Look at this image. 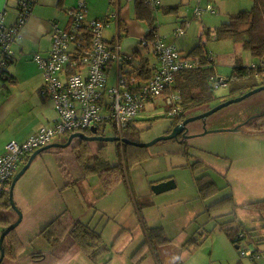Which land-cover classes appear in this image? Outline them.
Returning a JSON list of instances; mask_svg holds the SVG:
<instances>
[{"label":"rangeland","instance_id":"374dc122","mask_svg":"<svg viewBox=\"0 0 264 264\" xmlns=\"http://www.w3.org/2000/svg\"><path fill=\"white\" fill-rule=\"evenodd\" d=\"M224 1V4L222 2V9L217 7L215 14H220L221 10L223 12L224 6L230 7L231 12H240L243 9H251L253 6L250 0ZM190 2L191 5L187 3L182 8L183 11L194 8L192 0ZM8 3L7 7L12 9L10 6H12V3L16 5L17 0H9ZM197 4L196 2L195 5L197 6ZM199 6L203 9V15L209 12V10L204 9V4ZM16 9L17 11L13 10V12L7 14V20L13 18L17 12L15 19V22H17L20 9L19 7ZM155 14L161 23H163L164 17L173 15L165 14L160 9L156 10ZM211 14L214 13L211 12ZM230 18L229 14L225 15L224 22H229ZM113 22L111 27L104 31L108 40L116 34V22ZM142 24L144 27L146 26L144 23ZM160 30L166 37H175L174 32L166 28V23L164 25L160 24ZM125 34L126 30L124 29L122 36ZM213 38L211 37L210 41ZM227 42L217 43L212 41L209 48L215 56L223 55L233 50V41L227 40ZM178 49L181 50V48ZM191 49H188L189 51L184 49L182 52L189 54ZM244 54L251 60L254 59L249 50L246 49ZM30 71H33V69H30ZM219 74L227 75L228 73L225 70H220ZM247 79L259 81L261 76L250 75ZM110 82H115V69L110 75ZM221 87L215 90L218 102L224 100L222 95L229 93L227 87ZM26 88L31 90V82H28ZM234 93L236 92L231 90L227 99L234 98V95H231ZM31 97L19 108L15 109L11 106L1 118L0 140L12 135L13 131L23 129L26 132L31 127L36 129L39 126L42 121L40 102L49 98L42 97V95L36 96L34 92L31 93ZM4 100L1 91L0 105ZM216 104L217 101L208 103L206 108L213 107ZM167 109L168 107L161 98L153 103L146 102L144 104L135 123V129L139 130V134L136 136L138 138L137 142L146 143L165 134L164 131L174 122L171 116H167ZM263 112L264 89L211 114L207 118L209 125L206 124V127L212 129L210 127L211 122L219 119L218 126H215V128L222 129L221 131L225 132H219L222 136L210 135L204 140L193 139L189 143L191 149L186 147L193 153L191 158L185 154H180V146L176 142H174L176 143L174 145L172 141L175 138L161 139L145 147L149 157L142 160L127 156L125 146H123V151L119 155L118 141H104L106 142L105 150L109 160L112 163L124 162L123 164H125V167L121 164L124 169L123 179L113 182L110 186L105 185L106 187L103 183L104 179L101 180L97 173H83L79 165L80 162L78 163L76 154L72 151V145L64 148L63 153L60 154L54 153L55 149L42 151L37 154L14 187L13 198L16 208L0 207V221H3L2 218H9L13 224L22 213L23 220L14 228V231L27 243L28 251H35L39 242L36 239L35 242L31 243L30 240L39 232L42 233V229L47 226L45 224L66 207L71 208L67 212L73 211L76 213L77 210L80 211V203H83L90 208L102 211L103 216H99L98 219L101 218L104 224L109 223L105 233L101 234L103 244L108 243L109 246L111 245V233L114 230V219L117 217L122 218L125 216L128 224L133 222L130 225V235H133L134 238H141L140 234L138 237L136 235L140 229L144 236L146 234L145 241H148L146 242L149 246H145L143 258H141L143 253L140 254L142 251L135 252L133 256L129 257L134 264H188L190 259L185 255L191 250V254L194 255L193 261L197 256V253H195L197 249L201 254L199 257L208 261V264H264V209L252 207L254 205H245L264 199V129H254L250 126L243 128L245 126L242 125L251 115ZM198 122H202V120H195L191 123ZM45 125L48 124L42 126ZM238 125L242 126L237 130H232ZM101 131L106 136H116L115 128L111 124L105 125V128L103 126ZM236 132L245 133L246 136L233 137L239 134ZM68 136L69 134H63L54 137L52 141L61 144L68 139ZM101 143V141H91L89 146L93 149ZM77 149L80 154H84V146L77 145L75 150ZM87 152L85 153L89 154ZM197 160L205 161L206 165L204 167L206 168H194L195 166L192 168L190 162L194 163ZM85 161H83V164ZM62 163L65 171L68 172L67 176H65L61 166ZM24 165L25 163L19 165L18 172ZM206 173L216 175L211 176L216 178V182L222 188L213 193H203L200 190V183L195 178ZM162 177L173 179L176 186L155 194L152 190V184ZM71 181L74 183L72 184L74 188L63 191L65 183ZM107 187L109 188L107 189ZM127 204L129 208H134L133 212L130 209L126 210ZM113 214L116 216L112 219ZM219 217L221 219L220 226L216 222ZM155 226L162 227L166 237H171L173 243L169 244L167 242L162 243L166 245H162L154 239L150 241L148 230L155 228ZM198 227H201V230ZM0 228L3 227L0 225ZM47 229H51V227ZM225 229L232 230L237 242L233 241ZM14 231L10 232V236ZM126 237L129 238V236L121 238ZM192 237H194V240L189 242L192 245L191 248L185 251L184 256H181L183 251L179 250V245L183 242V239L188 240ZM196 242H200V244L197 245ZM100 245L99 241H94L87 246L91 258L99 257L105 253L100 252L95 256L93 255L95 246ZM134 249V246H128V241L117 242V244L113 243L111 246V254L114 255V259L118 260L122 257V250H128L127 253L131 255ZM247 249L254 251L255 255L259 256H255V258L242 256L241 251ZM109 256L111 255L104 256L98 261L108 263ZM121 260L123 262L120 263H126V257H122Z\"/></svg>","mask_w":264,"mask_h":264},{"label":"crops","instance_id":"0c3cea01","mask_svg":"<svg viewBox=\"0 0 264 264\" xmlns=\"http://www.w3.org/2000/svg\"><path fill=\"white\" fill-rule=\"evenodd\" d=\"M82 1H84L87 7V10H88L87 16L89 19L102 18V17H105L110 12H116V15H115L116 17L111 18L109 20V24L105 28V30L108 27H111V24H113L114 23L113 21H115L116 22V34L119 32V30L121 31V41H120L121 51L126 56H130V55L132 56L131 59L125 62L124 69L127 72H137L138 75H140V72L143 69L147 68V69H150V73H149V76L146 77V79L151 76L153 72V68L157 64V59L155 55L153 54L152 47L149 45L144 46L142 44L143 39H146L150 42V39L147 37L150 32V26L145 19L140 17L141 14L145 15L144 11L141 10V12H138L137 3L140 0H34V3L32 5L33 7L32 14L28 18V20L25 22V24L22 26L19 35L14 39V42L12 44L14 57L11 60V62L8 64V66L5 68V73H6L7 78L2 77L3 78L2 79V90H0V93L1 91L3 92L5 100L0 105V122H1V118L5 115V113H7V110H9L11 106L15 107V109L19 108L28 99H31L32 92H34L36 96L42 95V97H45L42 94V87L44 84L43 71L40 65L38 64V62L34 59V55L39 53L42 56H46L48 54V51L51 47V32L53 30L54 25H58L60 28L66 29L70 23V17H69L68 11L77 7L78 4ZM190 1L191 0H160L159 5L156 7L151 6L149 4L150 7H152L153 9V16L156 19L155 24L157 25V30H156L157 34L160 36H164L165 41L167 43L174 44L177 48H181L180 51H183L184 49L186 51H189L191 48L193 49L200 41L204 42L206 40V35L204 34L205 28H211L212 30H214L215 28L220 26L222 22H224L225 15L229 14V16H232V15L237 14L238 12V11H232L233 12L232 13L230 7L224 6L223 12L221 10L220 14H215L218 9L217 7L222 9L221 6H222V2L223 4L225 3L224 0H192L194 4V8L192 10L188 9L187 11H183L182 8L185 7L187 3L191 5ZM250 1L254 5V1L253 0H250ZM8 2L9 0L8 1L0 0V12L4 8L6 9L7 13H6L4 21L6 24L10 25L15 22L17 12L16 14H14V17L11 18L10 20H7V14L10 13L11 11L13 12V10L17 11L16 9L17 7L15 3H12V6H10L12 9L8 8L7 7L9 4ZM196 2L198 3L197 6L195 5ZM202 4L205 5L204 9L209 10V12L204 15L202 14V12L200 14H197L195 11L196 7H200L199 5H202ZM208 4L211 5L210 9L207 8ZM214 4L216 5V7ZM171 5L179 6L178 11L176 13L174 12L165 13V14H173V15L164 17L165 19L163 20V23H161V21L159 22V20L156 17L155 11L158 9L163 11L162 9L163 7L171 6ZM243 10H240V12ZM247 10H250V9H247ZM211 12L214 14H211ZM142 23H144L146 26L144 27ZM165 23H166V28L167 29L169 28V30L170 31L172 30V32H174L181 25H185L184 26L185 31L183 34L179 36H175L174 38L166 37V35H163L162 31L160 30V24L164 25ZM124 29L126 30V34L122 36V31ZM212 34H211V37H214L212 39L213 42L228 43L227 40H232L234 43L232 51L228 53H224L223 55L215 56L214 52L209 48V44L212 41L209 40L206 42V51H207L206 53H207L208 60L210 62L206 65V67L209 70V79L211 80L212 77H222V78H225V80L227 79V85L222 86V87H227V91H229V93L222 95V97H224V100L222 101H225L227 100L228 96H230V93L232 90L231 84L232 85L234 84V82L231 83V78L234 76V74H236L235 68L240 67V66H251L253 64H257L261 61L262 57H255L250 52L253 58L256 59L255 61H253L254 59L251 60L250 58L246 56V54H244V51H246L247 48L243 45L242 42L235 41L231 38L216 39L215 32H212ZM104 36H105V33H104ZM113 38L114 36L111 39ZM166 38L168 41L166 40ZM30 69H33V71H30ZM114 69H115V79H116L117 70L115 66H113V71ZM220 70H225V72H227L228 74L227 75L219 74ZM256 75H258V77L261 76V79L259 80L260 82H264L263 74L256 73ZM239 80L241 79H238V78L236 79V81H239ZM28 82H31V90L26 88V85L28 84ZM241 84H243V82L239 84L238 83L235 84V86L238 85V89H235L234 92L236 93L231 94V95H234V97H237V96H240L246 93L244 92L245 90L244 87H241V88L239 87L241 86ZM174 89L177 90L178 93L181 95V103H182L183 95L181 94V91L177 88H174ZM216 89L217 88L214 87V90ZM21 96H23V98H21ZM46 98H49V97H46ZM160 98L163 99L166 105L164 97H160ZM157 99L158 98L153 99L149 101V103H153ZM214 101H217V104L222 102V101L218 102V100H216V96H215V100L211 102H214ZM211 102H208V103H211ZM7 103L9 104L7 105ZM40 103H41L40 109H41L42 121L38 127H41L44 124H53L57 119V112L55 110L53 100L51 98L44 99ZM208 103L206 102L203 105H199L197 107L192 108L191 110L187 112L186 114L187 116L185 115V117H183L181 121H178L176 118L172 117L174 119V122L167 130L164 131L165 134L163 135L169 134L177 123H180L187 117H190L191 114H194L197 112L201 113V112H204L212 108V107L206 108ZM263 114L264 112L261 114L251 115L246 121L243 122L242 125L245 126L243 128H247L251 126L250 123L252 122V120H256L254 118L260 115H263ZM136 118L128 129V131L131 130L130 131L131 133H132V130H135V126H136L135 123L137 120ZM207 118H206V124H208ZM218 121L219 119L213 120L211 122L210 127H212V129H215V130L211 132H207L208 134L205 133L207 135L203 134V130H204L203 121L195 123V124L189 123L190 130L188 134H199V135L185 138L182 136V134H179L178 137L176 138L174 137L175 139L172 140L173 144L176 145V143H178V145L181 148L180 154H185L186 156H190L191 158L193 153H191L190 150H188L187 148L189 147L191 149V147L189 146V143L193 139L195 140L197 138V140H200V139L204 140L206 139V137L210 135L222 136L219 132H225V131H221L222 129L218 130V128H215V126H218L217 125ZM242 125H239V128ZM253 128L254 129H264V128H255V127ZM36 129H33V127H31L30 130L26 132L23 129H19V130L13 131V134L8 137H5L4 140H0V154H2L5 151V146L9 141L17 140L18 142H24L35 131H37ZM236 133H239V134H236L237 136H233V137L246 136L245 133H240V132H236ZM92 134H95L93 130H91V134H88V135H92ZM96 134L104 135V133L98 129L96 130ZM62 135L63 134L57 135L55 137L62 136ZM201 135H204V136H201ZM239 135H243V136H239ZM69 137H70V134L68 136V139L64 143H61L60 146L52 147L49 149H55L54 153L60 154V153H63L62 150L64 148L70 147L72 145L73 146L72 151L76 154V159L78 163L82 162V164L79 163V165L81 166L83 173H97L101 177V180L104 179L105 181V182L103 181L104 186L105 185L110 186L113 182L123 179L124 177L123 167H125V164H123L124 162L121 163L123 166L121 167L120 163H112L109 160L108 155L105 150L106 142L101 141L102 143L99 144V146L97 144V146L92 149L89 146V142L91 141L82 139L80 137H74L68 145L62 146L63 144H66L68 142ZM126 138L133 140V141H136V140L138 141V138H135V139H131L130 137H126ZM54 142L55 141H51V143H54ZM77 145H81L85 147V150H83L84 154H80L78 149L75 150ZM102 145H104V148L101 151H98ZM128 145L130 148L125 147L127 151V156H131V158L133 159L139 158L141 160L147 159L149 157V153L145 149V146L142 147V146H138L134 144H128ZM49 149H46L44 151H47ZM86 151H88L89 154H86L85 153ZM95 155L101 156V157H107L108 163L110 164V166L108 168L107 166H104V168L97 171L99 166L95 165V161H94L95 158L93 157ZM84 160L86 161L83 164ZM198 161H201V160H197L194 163L190 162V166L192 168L194 166H195L194 168L196 167L206 168L204 167L206 165L205 163H202V162L197 163ZM61 166L63 168V171L65 172V176H67L68 172L65 171L64 164L62 163ZM94 168H97V170L93 171ZM206 174L214 175L213 173H206ZM214 176L212 178L215 179L216 181V178ZM167 179L168 178L166 177H162L161 179L154 181V182L159 183ZM195 179H197V176ZM73 181L66 182L62 190L69 191L72 188H74L72 185L74 184ZM108 188L109 187H107V189ZM220 188H222V186H220ZM9 199H10V194H9ZM6 202H7V195H5L2 198L0 202V207L1 206H4L6 208L12 207L11 203L7 205ZM76 209L78 208L76 207ZM80 209H81L80 211L77 210V212L74 213L73 211L67 212V210H71V208L66 207L63 211H61L55 217H53V219H50L51 221H49L45 225L48 226L52 221L58 218L59 221L57 224L64 225L63 228L61 229L63 231L60 234V236H58L56 234V230L52 232L50 229L45 230V227H44V229H42V233L39 232V234L35 235L30 240L31 243L35 242L36 239H37L36 241L39 242L38 245L36 246L35 251H28L27 243H25L21 239V237L18 236V233H15L14 231L15 229H13L12 230L14 231L13 234L10 236V233H9L5 238L6 240H4L5 246H4V243H3V246L5 248L6 254L1 264H134L133 262L130 261L129 257L133 256L135 252H141V251L142 252L140 254L143 253L141 255V258H143L144 253H145V246H149V244L147 243L148 241L147 240H146L147 242L145 241V237L147 238V236L146 234L144 236L141 229L139 230L138 233H136L137 237L140 234L141 236L140 239L134 238L133 235H130V232H131L130 225H132L133 222L128 224L127 218L125 216H123L122 218H118V217L115 218L114 224H113L114 230H113V233H111V245L109 246L108 243L103 244L101 242V234L103 235L105 233L109 225V223L104 224L101 218L98 219L99 216H103V212L96 210L94 208H90L86 204H83V203H80ZM127 209H130L131 212L134 211V208L133 207L129 208L128 204H127L126 210ZM114 216L116 215L113 214L112 219ZM2 219L3 221L2 220L0 221V225L3 228H0V234L4 228H6L8 225L12 223V221L9 218H2ZM220 220H221L220 217L216 220L219 226H220ZM155 227H160V226H155ZM198 229L201 230V227H198ZM62 235H64L63 238H61ZM124 236H129V238L127 237L121 238ZM115 238H116V241L114 242ZM167 238L169 239V244H172L173 243L172 238L171 237H170L171 239L169 237ZM130 240L131 242L129 243ZM193 240H194V237L188 240L183 239V242L179 245V250L183 251L181 256H184L185 251L191 248L190 246L192 245H190L189 242ZM94 241H99V243L101 244L100 246H95V249H94L95 255H97L100 252H105V253H103L99 257L91 258L88 252L89 249L87 246H89ZM127 241H128V246L132 245L135 247V249L131 253V255L127 253L129 249L122 250L121 255L122 257H126V263H120V262H123L121 260L122 257L118 260L114 259V255L111 254V246L113 245V243L117 244V242H127ZM195 244L198 245L200 244V242H196ZM162 245H166V244H162ZM103 246H105V248H103ZM195 253H197V256H195L193 261H192V258L194 257V255L191 254V250L185 255L188 257V259H190L188 264H208V261H206L205 259L203 260L199 257V255H201L199 252V249L195 250ZM109 254L111 256L108 257V263H103V262L98 261L99 259L104 258V256H108Z\"/></svg>","mask_w":264,"mask_h":264},{"label":"built area","instance_id":"2783aa9c","mask_svg":"<svg viewBox=\"0 0 264 264\" xmlns=\"http://www.w3.org/2000/svg\"><path fill=\"white\" fill-rule=\"evenodd\" d=\"M145 1L154 7L160 3V0ZM33 3L34 0H17L19 18L10 25L4 21L6 9L0 12V90L2 79L7 78L5 68L14 57L12 44L32 14ZM202 10L201 7L195 9L197 14ZM87 11L84 1L71 9L66 29L54 25L48 54L34 55L43 71L42 94L53 100L57 119L53 124L42 126L24 142L11 140L6 144L5 151L0 154V202L10 191L19 165L25 163L35 150L50 144L57 135L91 131L93 127L100 130L111 124L117 136L125 137V130L144 104L160 97H164L168 106L167 114L178 121L182 119L181 95L174 86L182 71L202 66L200 56L183 53L158 34L150 42L143 39L144 46L152 47L157 64L149 78H142L137 72L124 69L125 62L132 56L121 51V31L111 41L104 36V30L109 20L116 17V12L89 19ZM184 26H179L174 35L183 34ZM113 66L117 71L115 82L111 83ZM251 67L264 77V57ZM211 81L215 88L227 85V79L222 77H212ZM241 255L259 256L250 249L241 251Z\"/></svg>","mask_w":264,"mask_h":264},{"label":"trees","instance_id":"16d2710c","mask_svg":"<svg viewBox=\"0 0 264 264\" xmlns=\"http://www.w3.org/2000/svg\"><path fill=\"white\" fill-rule=\"evenodd\" d=\"M253 1H254V5L250 10H243L235 15H232L229 22L221 24L214 30H212L211 28H205L204 34L206 35V40L204 42L200 41L190 51L189 54H197L200 56L202 66L196 69L184 70L177 77V81L175 84L176 86L174 87L179 89L181 91V94L183 95L182 104L184 111L182 113V118L185 117L187 112L192 108L197 107L199 105H203L206 102L208 103L215 100V90L214 87L212 86L213 83H211V80L209 79V70L206 67V65L210 63L206 53L207 52L206 42L211 40L212 32H215L216 39L231 38L235 41L242 42L243 45L248 50H250V52L255 57L264 56V0H253ZM137 6H138V12H141L142 10L145 13V15L141 14L140 17L148 22L150 26V32L147 37L150 40H153L157 36V32H156L157 25L155 24L156 19L153 16V9L145 0L138 1ZM162 9L164 13H171V12L176 13L179 9V6L171 5V6L163 7ZM235 71L236 74H234V76L231 78V83L234 82L233 85L231 84V88L233 92L235 89H238V85L235 86V84L237 83L239 84L243 82V84H241V86L239 87L240 88L244 87L245 88L244 92L264 84V82L247 79L250 75L255 76V74L257 73V71L253 69V67L251 66L236 67ZM149 73H150V69L146 68L140 72L139 76L141 77L143 76L142 78H146L149 76ZM237 78L241 80L236 81ZM254 119L256 120H252V122L250 123L251 124L250 127L264 128V114ZM129 127L125 130L124 135L125 137H130L131 139H135L136 136H138L139 134V130L136 129L132 130L131 133L130 132L131 130L128 131ZM85 133L91 134V131L88 130L85 131ZM121 145L125 146L126 148L129 147L128 144L126 143L122 144L119 142L118 144L119 155H121L123 151V147ZM103 148L104 145H102L98 151H101ZM93 157L95 158L94 160L95 165L99 166L98 170L97 168H94L93 171L96 170L99 171L100 169L104 168V166H107V168L110 166L107 157H101L97 155ZM200 162L205 163L204 161H198L197 163ZM197 181L200 183V187H201L200 190L203 193H213L221 189L218 183L215 181V179H213L212 176L209 174H204L201 177H197ZM6 195H7L6 204L9 205L10 204L9 192ZM245 205H254L252 207L258 209H264V200L257 202H250ZM58 221H59L58 218H56L48 225V227H51L50 230L52 232L56 230V234L60 236V234L63 231L61 229L63 228L64 225L57 224ZM48 227H46L45 230H47ZM225 231L232 237L233 241L237 242L232 230L225 229ZM63 237L64 235L61 236V238ZM148 237L150 241L151 239H154L155 241H158L161 244L169 242V239L166 237L164 233V229L162 227H155L152 228L151 230H148ZM4 246H5V241H4ZM93 255H95V252H93Z\"/></svg>","mask_w":264,"mask_h":264},{"label":"water","instance_id":"95a60500","mask_svg":"<svg viewBox=\"0 0 264 264\" xmlns=\"http://www.w3.org/2000/svg\"><path fill=\"white\" fill-rule=\"evenodd\" d=\"M264 89V85H261V86H258L256 88H253L251 90H249L248 92L240 95V96H237V97H234V98H230V99H227L225 101H222L220 102L219 104H217L216 106H213L212 108L204 111V112H201L199 114H196V115H193V116H190V117H187L186 119H184L182 122L180 123H177L172 131L169 133V134H166V135H160L158 137H156L155 139H153L152 141H149V142H146V143H140V142H137V141H133V140H130L126 137H119V136H104V135H101V134H96V128L93 127L92 130L95 134H92V135H88L86 134L85 132H75V133H72L70 134V137H69V140L66 144H63L62 146H66L68 145L71 140L74 138V137H80L82 139H85V140H89V141H122L124 143H127V144H134V145H138V146H149L153 143H155L156 141L158 140H161V139H171V138H176L179 136V134H182L183 137L185 138H189V137H192V136H196V135H199V134H188L189 130H190V127H189V123L195 121V120H202L204 121V130H203V134L207 133V132H211V131H214L215 129H208L206 127V118L217 112L218 110H220L221 108L233 103V102H237V101H240L244 98H246L247 96L257 92V91H260V90H263ZM239 128V125L236 126L235 128H232L234 130H237ZM219 130V129H218ZM56 146H60V144L58 143H50V144H47L37 150H35L31 156L29 157L28 161L26 162V164L24 165V167L19 171L17 172V174L15 175V177L13 178L12 180V183H11V187H10V191H9V194H10V203H11V206L13 208H16V204L14 202V187L17 183V181L19 180V178L26 172V170L29 168L32 160L36 157L37 154H39L40 152L46 150V149H49V148H52V147H56ZM176 186V182L173 180V179H168V180H163L159 183H155L152 185V190L155 194H159L161 192H164L166 190H169L171 188H174ZM21 213V212H20ZM22 220V213L20 214V217L19 219L14 222L13 224L11 223L10 225H8L6 227V229L1 233L0 235V264L1 262L3 261L4 257H5V254H6V251H5V248L3 246V243H4V240L6 238V236L21 222Z\"/></svg>","mask_w":264,"mask_h":264}]
</instances>
